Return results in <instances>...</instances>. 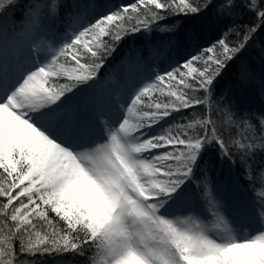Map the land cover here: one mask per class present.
<instances>
[{
    "label": "snow or ice",
    "instance_id": "1",
    "mask_svg": "<svg viewBox=\"0 0 264 264\" xmlns=\"http://www.w3.org/2000/svg\"><path fill=\"white\" fill-rule=\"evenodd\" d=\"M213 3L129 0L69 24L60 36V0H42L23 6L26 42L19 49L0 31V264L67 253L86 264H264V115L255 136L249 120L237 123L229 114L244 129L230 140L211 116L224 71L264 31V0H220V14L240 10L254 22L230 29L235 39L222 36L177 66L128 85L123 103L89 119L98 134H86L78 109L66 103L99 79L125 37L168 16L201 15ZM17 7V0H0L5 27ZM199 107L207 113L168 124L174 114ZM213 146L244 168L253 198L242 212L259 219V228L237 232L213 203L204 161ZM198 171L203 185L195 187L203 186L199 196L218 220L215 231L189 206ZM181 207L188 212L183 219L176 215Z\"/></svg>",
    "mask_w": 264,
    "mask_h": 264
},
{
    "label": "trees",
    "instance_id": "2",
    "mask_svg": "<svg viewBox=\"0 0 264 264\" xmlns=\"http://www.w3.org/2000/svg\"><path fill=\"white\" fill-rule=\"evenodd\" d=\"M41 2L42 0H17L19 7L8 14V25H11L13 30L21 28L20 17L25 12L23 6L28 3ZM126 2H129V0H92L93 7H86L90 0H60V18L56 21V29L58 31L63 30L69 21L77 19L83 12L91 15ZM200 2L203 3L204 0H200ZM77 4L81 7L75 8L74 6ZM219 4L220 0H214L213 7L201 15L168 16L165 21L154 25L148 31H141L135 35L125 37L119 43L117 52L102 69L99 79L90 86L91 90H94L96 86L105 90L107 78L118 74L122 70L124 60H137L144 63L157 61L162 66L169 62L175 67L191 55H196L206 49L222 36L229 40L235 39L229 31L230 29L244 27L254 22L250 15L243 14L240 10L232 14H220L218 12ZM68 12L75 13L71 20L66 15ZM165 28L168 30H164ZM241 66L246 68L245 75H241ZM160 72L158 70L155 73ZM89 94V91L81 89L70 96L69 99ZM197 95L202 94L197 93ZM206 113V107H199L180 114H174V117L168 120V124L186 122L185 118H191L193 115L198 114L202 116ZM229 114L232 120L237 123L241 119L249 120L256 129L254 135L259 136V117L264 115V31H260L240 58L224 71L216 86L211 116L215 120L217 128L228 140L236 138L238 134H244L242 125L238 129L236 124L229 122ZM152 131L154 133L158 132L160 128H155ZM247 134L253 135L252 132ZM259 159L260 156L258 155L257 160ZM204 161L209 166L206 170L207 182L211 187L224 186L231 192H236L239 196L253 198L252 188L244 179L245 170L237 157L232 156L225 159L220 156L219 150L213 146L205 155ZM230 161L235 162L230 163ZM196 181L201 182V185H203L199 171L194 184L189 185V192L190 195L196 194L203 203L204 201L199 196V193L203 191V186L200 188L195 187ZM88 255L92 256L93 253L89 252ZM24 259L28 264H32L33 261L38 262V264H63L61 260H68L70 264H86L84 257L72 253L24 257Z\"/></svg>",
    "mask_w": 264,
    "mask_h": 264
},
{
    "label": "rangeland",
    "instance_id": "3",
    "mask_svg": "<svg viewBox=\"0 0 264 264\" xmlns=\"http://www.w3.org/2000/svg\"><path fill=\"white\" fill-rule=\"evenodd\" d=\"M157 63V62H156ZM158 64V63H157ZM156 64V65H157ZM133 62L126 65L125 70L121 73L120 77L115 78L113 87L117 91V103H123L126 99V91L128 85L140 81V74ZM147 76V75H146ZM122 77L121 81H118ZM144 80V79H143ZM123 97V99H121ZM98 104V103H97ZM115 104V103H114ZM105 104L102 103V107ZM113 107V106H112ZM80 115V113H79ZM81 120V117H80ZM98 134V132H97ZM214 200L213 203L218 207L220 215L225 216L229 219L230 227L239 232L241 229L244 230H255L260 227L259 219L242 212L245 207H250L252 198L247 196L238 197L236 192L230 193L225 187H218L213 191ZM194 206L199 210V219L212 231L216 230L218 220L216 217L211 216L205 209L211 207L209 204L206 208L200 206L199 203L194 202V198L190 196V205ZM176 215L183 219L188 212L183 210V207L176 210ZM245 224V225H243Z\"/></svg>",
    "mask_w": 264,
    "mask_h": 264
}]
</instances>
